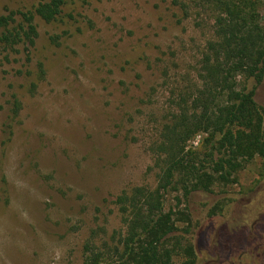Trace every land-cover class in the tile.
I'll return each mask as SVG.
<instances>
[{
    "label": "rangeland",
    "instance_id": "374dc122",
    "mask_svg": "<svg viewBox=\"0 0 264 264\" xmlns=\"http://www.w3.org/2000/svg\"><path fill=\"white\" fill-rule=\"evenodd\" d=\"M41 2L0 0V17L17 29ZM56 20L35 16V45L0 55V264H84L118 244L116 202L158 187L163 134L201 88L214 40L201 0H68ZM255 101L264 109V82ZM236 179L166 195L171 244L193 247L195 264H264V157Z\"/></svg>",
    "mask_w": 264,
    "mask_h": 264
},
{
    "label": "trees",
    "instance_id": "16d2710c",
    "mask_svg": "<svg viewBox=\"0 0 264 264\" xmlns=\"http://www.w3.org/2000/svg\"><path fill=\"white\" fill-rule=\"evenodd\" d=\"M67 1L39 3L17 29H10L11 18L0 17V55L20 43L35 45V16L55 22ZM201 1L214 14V40L202 58L201 88L163 134L165 164L158 187L118 198L124 235L112 250L93 253L84 264H176L182 248L171 244L176 213L166 211V195L182 192L188 198L195 191L210 192L216 184H236L246 164L264 157V109L255 101L256 88L264 82V0ZM239 79L253 81V87L240 89ZM202 134L207 137L200 149L187 150ZM182 252L184 264H195L193 247Z\"/></svg>",
    "mask_w": 264,
    "mask_h": 264
}]
</instances>
